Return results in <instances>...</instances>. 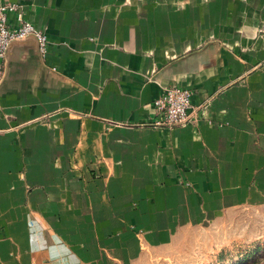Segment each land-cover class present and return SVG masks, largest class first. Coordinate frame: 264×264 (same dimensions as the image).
<instances>
[{"label": "crops", "instance_id": "1", "mask_svg": "<svg viewBox=\"0 0 264 264\" xmlns=\"http://www.w3.org/2000/svg\"><path fill=\"white\" fill-rule=\"evenodd\" d=\"M4 1L45 29V64L71 84L49 87L30 48L11 56L0 264H110L140 239L166 242L180 216L264 200V0H217L204 31L171 46L158 21L104 10L121 0ZM3 69L0 59V80ZM170 86L193 90L195 117L158 128L154 104ZM46 115L50 124H31Z\"/></svg>", "mask_w": 264, "mask_h": 264}, {"label": "rangeland", "instance_id": "2", "mask_svg": "<svg viewBox=\"0 0 264 264\" xmlns=\"http://www.w3.org/2000/svg\"><path fill=\"white\" fill-rule=\"evenodd\" d=\"M216 1L121 0L123 5L116 7L114 2L113 6H105L104 10L114 14L115 10L125 9L129 13L136 14L141 21L148 16L150 29H155L156 21H158L162 28H169L168 32L174 33L165 39L166 46L167 44L171 46L174 43L185 41L183 37L189 30L203 32L208 9ZM6 4H18L25 15L24 7L19 3L4 1L0 6ZM215 8L216 6L213 8V13ZM25 54L30 56L29 59L37 75L48 80L49 87L56 90L61 82L66 86L71 84V81L65 77L61 82L54 80L52 76H57L59 72L53 71L45 64L44 55L40 60L34 48H30ZM148 55L152 53L148 52ZM1 60L4 69L0 86L6 82L8 77L10 78L13 73L12 67L15 65V62L9 63L7 58ZM157 76L158 72H153L148 76V81L158 83ZM49 118L50 116L46 115L33 120L31 124H50ZM7 132L9 131H0V134L5 135ZM207 212L208 214L191 216L185 214L178 217L179 222L175 230L165 231L169 234L166 242L146 244L140 239L129 246L128 255L124 260L111 259L110 264H264L263 198L253 196L244 201L224 200L218 207L210 204Z\"/></svg>", "mask_w": 264, "mask_h": 264}, {"label": "built area", "instance_id": "3", "mask_svg": "<svg viewBox=\"0 0 264 264\" xmlns=\"http://www.w3.org/2000/svg\"><path fill=\"white\" fill-rule=\"evenodd\" d=\"M14 17V22L11 21ZM35 35L40 44V51L45 55L49 40L46 33L27 21L23 9L18 4L0 6V59L6 58L9 44L14 40ZM194 92L188 88L168 87L155 101L158 128L185 126L194 119L196 109L193 105Z\"/></svg>", "mask_w": 264, "mask_h": 264}, {"label": "water", "instance_id": "4", "mask_svg": "<svg viewBox=\"0 0 264 264\" xmlns=\"http://www.w3.org/2000/svg\"><path fill=\"white\" fill-rule=\"evenodd\" d=\"M211 46H213V45H211ZM18 48L19 49H21V48H34L35 54H37V56L40 58V60L42 59L39 40L35 35H31V36H28L26 38L19 39V40H14L9 44L7 51H6V58L8 59L9 63L12 62L11 56L13 55L14 51L17 50ZM8 76L9 75H7V77ZM160 79H161V74H158L157 80L160 81ZM170 87H176V86H170Z\"/></svg>", "mask_w": 264, "mask_h": 264}]
</instances>
